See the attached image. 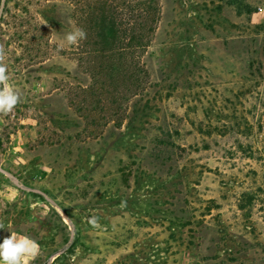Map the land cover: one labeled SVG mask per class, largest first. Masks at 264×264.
I'll use <instances>...</instances> for the list:
<instances>
[{
    "label": "rangeland",
    "instance_id": "rangeland-1",
    "mask_svg": "<svg viewBox=\"0 0 264 264\" xmlns=\"http://www.w3.org/2000/svg\"><path fill=\"white\" fill-rule=\"evenodd\" d=\"M155 1L118 125L78 111L70 4L1 1L20 101L0 114V242L35 240L28 264H264V0Z\"/></svg>",
    "mask_w": 264,
    "mask_h": 264
},
{
    "label": "trees",
    "instance_id": "trees-1",
    "mask_svg": "<svg viewBox=\"0 0 264 264\" xmlns=\"http://www.w3.org/2000/svg\"><path fill=\"white\" fill-rule=\"evenodd\" d=\"M0 0V4H1ZM73 18L87 36L71 54L90 77V84L75 89L78 111L93 125L101 119L118 125L128 115L130 101L141 95L149 74L141 55L150 46L160 21L161 11L155 0H65ZM92 97H99L101 110L109 101L117 105L125 101V112L106 109L100 117L91 114ZM107 102V103H106Z\"/></svg>",
    "mask_w": 264,
    "mask_h": 264
},
{
    "label": "clouds",
    "instance_id": "clouds-1",
    "mask_svg": "<svg viewBox=\"0 0 264 264\" xmlns=\"http://www.w3.org/2000/svg\"><path fill=\"white\" fill-rule=\"evenodd\" d=\"M86 32L81 28L67 32L64 40L68 45H77L81 40L86 39ZM6 51L0 45V114L7 115L12 112L20 101L19 92L9 83L7 66L4 63ZM95 223V221H93ZM4 226L0 224V229ZM40 251L39 244L27 237L10 235L0 242V264H28V259L38 256Z\"/></svg>",
    "mask_w": 264,
    "mask_h": 264
}]
</instances>
